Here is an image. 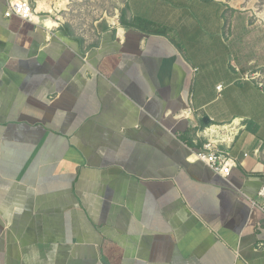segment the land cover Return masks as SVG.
Returning <instances> with one entry per match:
<instances>
[{"label": "crops", "instance_id": "0c3cea01", "mask_svg": "<svg viewBox=\"0 0 264 264\" xmlns=\"http://www.w3.org/2000/svg\"><path fill=\"white\" fill-rule=\"evenodd\" d=\"M6 8L0 264H264V89L228 4L122 0L93 37ZM204 117L246 119L227 176L193 154Z\"/></svg>", "mask_w": 264, "mask_h": 264}, {"label": "rangeland", "instance_id": "374dc122", "mask_svg": "<svg viewBox=\"0 0 264 264\" xmlns=\"http://www.w3.org/2000/svg\"><path fill=\"white\" fill-rule=\"evenodd\" d=\"M121 1L31 0L34 10L39 9L41 3L43 8L50 10L51 20L89 37L97 33L101 22L119 18ZM219 1L228 4L226 39L236 67L264 89V0Z\"/></svg>", "mask_w": 264, "mask_h": 264}, {"label": "built area", "instance_id": "2783aa9c", "mask_svg": "<svg viewBox=\"0 0 264 264\" xmlns=\"http://www.w3.org/2000/svg\"><path fill=\"white\" fill-rule=\"evenodd\" d=\"M34 9L31 0H7V8L4 15L9 17L16 15L28 18ZM221 85L217 88L220 89ZM244 117H234L224 124L209 123L196 130L194 141H201L199 151L193 153L196 159L202 160L215 173L227 176L233 166L234 160L228 152V142L240 129L245 128ZM259 195L264 198V184L259 190Z\"/></svg>", "mask_w": 264, "mask_h": 264}, {"label": "trees", "instance_id": "16d2710c", "mask_svg": "<svg viewBox=\"0 0 264 264\" xmlns=\"http://www.w3.org/2000/svg\"><path fill=\"white\" fill-rule=\"evenodd\" d=\"M119 20H120L121 24H123V25L129 23V22H126V20H125V18H124V16H123L122 13L120 14ZM131 22H132V21H130V23H131ZM245 123H246V119H245ZM246 126H247V124H246ZM246 126H245V127H246Z\"/></svg>", "mask_w": 264, "mask_h": 264}, {"label": "water", "instance_id": "95a60500", "mask_svg": "<svg viewBox=\"0 0 264 264\" xmlns=\"http://www.w3.org/2000/svg\"><path fill=\"white\" fill-rule=\"evenodd\" d=\"M203 121H204L205 125H207V124L210 123L207 117H204V118H203Z\"/></svg>", "mask_w": 264, "mask_h": 264}, {"label": "bare ground", "instance_id": "6f19581e", "mask_svg": "<svg viewBox=\"0 0 264 264\" xmlns=\"http://www.w3.org/2000/svg\"><path fill=\"white\" fill-rule=\"evenodd\" d=\"M32 17H33V15H32ZM46 23H47L48 25H52V24H53L52 21H50V20H47Z\"/></svg>", "mask_w": 264, "mask_h": 264}]
</instances>
